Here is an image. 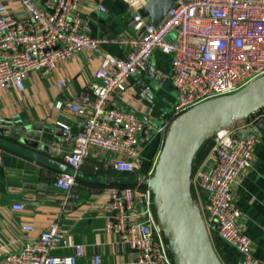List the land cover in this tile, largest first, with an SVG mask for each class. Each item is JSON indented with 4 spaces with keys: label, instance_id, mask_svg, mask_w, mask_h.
<instances>
[{
    "label": "built area",
    "instance_id": "1",
    "mask_svg": "<svg viewBox=\"0 0 264 264\" xmlns=\"http://www.w3.org/2000/svg\"><path fill=\"white\" fill-rule=\"evenodd\" d=\"M20 2V12L11 15L7 3L0 0V89L23 93L25 81L33 73L51 76L81 52L101 55L89 91L54 103L81 126L75 133L70 124L56 122L72 145L65 159L74 170L55 178V186L63 191L62 210L67 211L74 202L77 178L93 148L116 153L118 158L110 164L118 171L136 173L142 139L157 137L161 148L147 177H136L135 187L109 188L106 229L121 235V241L135 252L137 264H176L154 214V190L149 185L140 187L144 179L155 177L166 139L187 112L233 95L264 77V0H176L159 24L142 15L137 0H127L137 36L125 40L131 51L123 58L102 51L107 40L88 33L89 26L77 16L83 0H55L51 12L34 0ZM101 9L105 11L103 6ZM158 51L171 57L169 80L176 99L170 111L156 121L149 114L112 107V99L124 98L133 76L149 71ZM58 84L63 87L66 81L59 79ZM259 117L254 112L247 119ZM239 122L213 134L214 146L203 164L197 165L192 184L208 197L205 222L209 230L237 250L243 263L260 264L252 252L253 241L242 228L243 213L235 203V186L251 167L257 144L255 135L238 136ZM13 208L21 210L23 205ZM22 229L32 232L34 227L24 225ZM64 239L56 219L19 250L0 241V264H78L85 255L82 245L74 246L71 255L52 253ZM94 264H102L99 256L94 257Z\"/></svg>",
    "mask_w": 264,
    "mask_h": 264
},
{
    "label": "crops",
    "instance_id": "2",
    "mask_svg": "<svg viewBox=\"0 0 264 264\" xmlns=\"http://www.w3.org/2000/svg\"><path fill=\"white\" fill-rule=\"evenodd\" d=\"M3 1L7 3L11 15L20 12V0ZM34 1L46 11H53L55 0ZM137 2L142 13L148 1ZM128 13L127 0H83L77 16L87 23L92 37L107 40L101 46L102 51L123 58L131 51L125 40L137 36L132 16ZM146 17L152 21L151 16ZM100 62V54L81 52L64 62L51 76L31 74L25 81L23 93L16 89H0V123H13L12 127L8 125L11 130L18 124V127H24L41 123V127L52 130L38 132L40 139L36 146L23 143L19 136L0 134V241L12 250H19L27 242L38 238L52 221L59 219L65 239L52 251L53 254L71 255L75 252L74 246L82 245L85 255L78 264H94L95 256L101 258L102 264H137L135 252L121 241V235L109 233L106 229L105 218L110 213L109 188L118 185L115 182L118 179L133 178L110 164L118 158L116 153L91 150L74 187L76 198L65 212L62 210L63 191L54 184L59 173L74 171L65 159L72 151V145L56 122L70 124L75 133L81 129L72 116L56 109L54 103L58 99H72L82 91H89ZM170 72L171 57L156 52L149 71L141 74L140 78L133 76L124 98L112 99L110 105L134 110L144 116L149 114L156 121L160 120L170 111L176 99V91L169 80ZM59 79H64L66 85L61 87ZM139 79H144L149 86L155 83H166V86L156 91L154 102L150 103L138 92ZM255 113L261 117L255 121L241 119L237 125L238 133L249 128L256 129L264 120V106ZM250 135L256 136L257 144L251 167L241 175L235 186V203L243 213L242 228L253 241V255L260 264H264V124ZM141 147L140 165L145 161L152 164L161 143L157 137L147 136L142 139ZM194 188V204L199 207V216L218 258L222 264L243 262L237 250L209 230L205 222L209 213L208 197L198 186ZM20 204L23 209L13 208ZM154 214L159 222L160 213L155 202ZM24 225H32L34 230L26 232L22 229ZM173 258L175 261L174 255Z\"/></svg>",
    "mask_w": 264,
    "mask_h": 264
},
{
    "label": "water",
    "instance_id": "3",
    "mask_svg": "<svg viewBox=\"0 0 264 264\" xmlns=\"http://www.w3.org/2000/svg\"><path fill=\"white\" fill-rule=\"evenodd\" d=\"M148 6L142 10L143 16H151L159 24L176 0H147ZM138 74L136 77L140 78ZM152 76V70L150 77ZM153 80L155 78H152ZM165 84L149 86L139 79L137 87L142 98L154 102L157 90ZM264 106V77L245 89L219 99L201 104L187 112L173 127L166 139L154 178L144 179L143 184L154 190L160 213L163 233L169 242L176 264H222L207 237L205 225L199 216V207L194 204L192 195V176L195 161L202 146L213 137L221 127L247 118ZM264 120L255 128L240 131L238 136L247 137L251 132L262 128ZM13 123H0V134L20 137L23 143L36 146L40 139L38 132H51L41 123L17 127ZM1 142V140H0ZM141 164V161H137ZM118 185L133 186L135 178L115 181ZM239 264H245L243 262Z\"/></svg>",
    "mask_w": 264,
    "mask_h": 264
},
{
    "label": "trees",
    "instance_id": "4",
    "mask_svg": "<svg viewBox=\"0 0 264 264\" xmlns=\"http://www.w3.org/2000/svg\"><path fill=\"white\" fill-rule=\"evenodd\" d=\"M257 114V113H256ZM254 116V115H253ZM252 116V117H253ZM214 146V141H213V138H211L210 140H208L201 148L198 156H197V159L195 161V165H194V169H193V175L195 174L196 170H197V165L198 164H201V162H203V159L210 153V151L212 150ZM150 167H151V164L150 162L149 163H146L143 162L142 165H140V168L138 170V172L136 173H127V174H130L131 177L133 178H136V177H139V176H142L144 178L147 177L148 175V172L150 170ZM117 187H127L125 185H116ZM136 185H133V186H130V187H135ZM146 186L145 185H142L140 188H145ZM196 192H195V188H194V185L192 186V195L195 196ZM173 256V254H172Z\"/></svg>",
    "mask_w": 264,
    "mask_h": 264
},
{
    "label": "rangeland",
    "instance_id": "5",
    "mask_svg": "<svg viewBox=\"0 0 264 264\" xmlns=\"http://www.w3.org/2000/svg\"><path fill=\"white\" fill-rule=\"evenodd\" d=\"M170 109V108H169ZM213 138V137H212ZM171 255H172V253H171ZM176 263V262H175Z\"/></svg>",
    "mask_w": 264,
    "mask_h": 264
},
{
    "label": "flooded vegetation",
    "instance_id": "6",
    "mask_svg": "<svg viewBox=\"0 0 264 264\" xmlns=\"http://www.w3.org/2000/svg\"><path fill=\"white\" fill-rule=\"evenodd\" d=\"M171 104H172V102H171Z\"/></svg>",
    "mask_w": 264,
    "mask_h": 264
}]
</instances>
